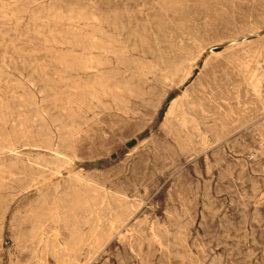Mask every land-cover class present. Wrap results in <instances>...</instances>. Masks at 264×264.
<instances>
[{
  "label": "rangeland",
  "instance_id": "374dc122",
  "mask_svg": "<svg viewBox=\"0 0 264 264\" xmlns=\"http://www.w3.org/2000/svg\"><path fill=\"white\" fill-rule=\"evenodd\" d=\"M0 264H264V0H0Z\"/></svg>",
  "mask_w": 264,
  "mask_h": 264
},
{
  "label": "bare ground",
  "instance_id": "6f19581e",
  "mask_svg": "<svg viewBox=\"0 0 264 264\" xmlns=\"http://www.w3.org/2000/svg\"><path fill=\"white\" fill-rule=\"evenodd\" d=\"M55 14V13H54ZM87 22H89V21H87ZM91 23V22H90ZM107 23V22H106ZM94 30V29H93ZM113 36V35H112ZM139 36V35H138ZM134 37V36H133ZM76 38V37H75ZM154 39V38H153ZM134 42V41H133ZM154 42H155V40H154ZM59 47V46H58ZM118 50V49H117ZM95 51V50H94ZM121 51V50H120ZM119 51V52H120ZM102 52V51H101ZM116 60V59H115ZM124 61V60H123ZM78 62V61H77ZM100 66V65H99ZM133 66V65H132ZM136 67V66H135ZM75 68H77V67H75ZM70 70V69H69ZM81 70H82V68H81ZM85 71V70H84ZM200 72H201V70H200ZM140 73V72H139ZM189 75V74H188ZM217 77V76H216ZM209 78H211V77H209ZM198 79V78H197ZM199 80V79H198ZM204 80V79H203ZM205 81V80H204ZM211 81V80H210ZM217 81V80H216ZM215 81V82H216ZM192 82H194V81H192ZM201 82V81H200ZM208 82V81H207ZM182 83V82H181ZM203 83V82H202ZM194 84V83H193ZM181 85V84H180ZM195 85V84H194ZM201 85V84H200ZM205 86V85H204ZM125 87V86H124ZM201 87V86H200ZM214 87V86H213ZM197 89V88H196ZM211 89V88H210ZM193 90V89H192ZM212 90V89H211ZM236 90V89H235ZM188 91V90H187ZM22 92H23V90H22ZM189 92V91H188ZM194 92H195V90H194ZM202 93H203V91H202ZM207 95V94H206ZM189 96V95H188ZM194 96V95H193ZM211 97V96H210ZM216 100H217V98H216ZM215 100V101H216ZM192 104V103H191ZM208 105V104H207ZM208 107V106H207ZM175 108V107H174ZM183 108H184V106H183ZM206 111H207V109H206ZM185 112H186V110H185ZM196 112V111H195ZM194 112V113H195ZM191 113V112H190ZM188 114V113H187ZM2 117V116H1ZM177 117V116H176ZM175 119V118H174ZM176 120V119H175ZM178 120V119H177ZM11 126V125H10ZM191 127V126H190ZM189 129V128H188ZM180 132V131H179ZM180 134V133H179ZM206 135V134H205ZM14 136V135H13ZM183 136V135H182ZM63 137V136H62ZM17 145V144H16ZM55 148V147H54Z\"/></svg>",
  "mask_w": 264,
  "mask_h": 264
}]
</instances>
